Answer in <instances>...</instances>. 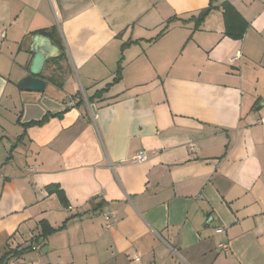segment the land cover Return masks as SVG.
Segmentation results:
<instances>
[{
	"label": "crops",
	"instance_id": "crops-1",
	"mask_svg": "<svg viewBox=\"0 0 264 264\" xmlns=\"http://www.w3.org/2000/svg\"><path fill=\"white\" fill-rule=\"evenodd\" d=\"M210 1L0 0V253L31 244L26 264H264V0H212L196 27L188 19ZM224 1L248 22L240 39L224 34ZM42 29L66 56L63 85L41 77L42 92L24 91ZM46 113L61 115L22 126ZM140 150L144 162L126 161ZM40 220L67 221L34 241Z\"/></svg>",
	"mask_w": 264,
	"mask_h": 264
},
{
	"label": "trees",
	"instance_id": "trees-1",
	"mask_svg": "<svg viewBox=\"0 0 264 264\" xmlns=\"http://www.w3.org/2000/svg\"><path fill=\"white\" fill-rule=\"evenodd\" d=\"M211 2L208 4L207 7L200 10L197 15L192 16L188 20H194L195 26L197 27L198 24L203 21V19L206 17V15L211 10ZM222 9V18H223V24H224V34L225 36H228L232 39H240L243 34L245 33L248 22L241 16V14L234 8V6L229 3L228 1H224L220 5ZM168 20L167 22H169ZM162 31V30H161ZM37 32V33H36ZM36 32H32L33 34H42L44 36L52 38V32L47 30H38ZM53 32H55V28L53 29ZM66 59L65 54L63 53L61 56L55 59H49L45 63V69L48 71L47 75L43 76L42 74H39V77L45 78L48 82L53 83L59 87H62L63 85V77H62V71L61 66L59 64L60 61H63ZM115 80L119 78V71H117L116 76L114 77ZM87 101H89V98H86ZM61 113H55L50 114L46 113L44 114L39 120H30L28 122H25L22 124L23 127L33 126V125H42L49 119L51 116H60ZM24 133H21L19 136H17L15 140V144L18 143L21 138L23 137ZM14 144V145H15ZM14 145L12 147H14ZM12 149V148H11ZM46 190L48 193H56L59 197L60 201L64 206H67V202L65 200V196L63 193V190L59 187L58 184H49L46 186ZM67 220H65L60 226L54 228L49 225V223L46 220H40L39 227L40 232L34 236L33 240L38 241L39 239H44L51 233H53L56 230H60L64 228L65 223ZM31 249V244H28L26 246H23L21 248H8L3 250L0 253V264H7L8 260L11 258H18L23 253L29 251Z\"/></svg>",
	"mask_w": 264,
	"mask_h": 264
},
{
	"label": "water",
	"instance_id": "water-1",
	"mask_svg": "<svg viewBox=\"0 0 264 264\" xmlns=\"http://www.w3.org/2000/svg\"><path fill=\"white\" fill-rule=\"evenodd\" d=\"M30 51L33 54L28 73L17 81V87L24 91L42 92L46 81L39 77L44 64L49 59H55L62 55V50L54 45L50 38L42 34L31 36Z\"/></svg>",
	"mask_w": 264,
	"mask_h": 264
},
{
	"label": "built area",
	"instance_id": "built-area-1",
	"mask_svg": "<svg viewBox=\"0 0 264 264\" xmlns=\"http://www.w3.org/2000/svg\"><path fill=\"white\" fill-rule=\"evenodd\" d=\"M68 105L72 106L73 105V101H70L68 103ZM259 122L260 123H264V117L259 118ZM191 149L195 150V147H191ZM146 159H147L146 151L145 150H140V151L135 152L126 161H128L129 163H132V164H138V163L144 162ZM101 215H102V218H103V226H104V228L110 229L116 224L117 218L109 210H107V209L103 210ZM216 231L220 232L221 228H217ZM219 246L222 249H227V244H225V243L219 244ZM134 260L138 261L139 257L138 256L134 257ZM7 264H17V263L15 262L14 258H11V259L8 260Z\"/></svg>",
	"mask_w": 264,
	"mask_h": 264
},
{
	"label": "rangeland",
	"instance_id": "rangeland-1",
	"mask_svg": "<svg viewBox=\"0 0 264 264\" xmlns=\"http://www.w3.org/2000/svg\"><path fill=\"white\" fill-rule=\"evenodd\" d=\"M81 89V88H80ZM81 92H82V95L85 97V99H86V95H85V93H83L84 92V90L82 89L81 90ZM5 96H6V92H5V94H4V97H3V100H5ZM17 109H15V111L13 112L14 114L16 113V112H18L19 111V107L17 106L16 107ZM11 110H12V108H11ZM13 111V110H12ZM19 258V257H18ZM17 261V258H16V260H15V262ZM17 263L18 264H26V262H25V259H22V258H19L18 259V261H17Z\"/></svg>",
	"mask_w": 264,
	"mask_h": 264
}]
</instances>
